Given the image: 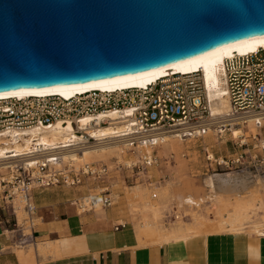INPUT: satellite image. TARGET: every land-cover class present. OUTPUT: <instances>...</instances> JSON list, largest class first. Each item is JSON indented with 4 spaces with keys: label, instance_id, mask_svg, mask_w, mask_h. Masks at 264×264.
<instances>
[{
    "label": "built area",
    "instance_id": "built-area-1",
    "mask_svg": "<svg viewBox=\"0 0 264 264\" xmlns=\"http://www.w3.org/2000/svg\"><path fill=\"white\" fill-rule=\"evenodd\" d=\"M221 85L228 101V109L223 113L210 110L199 71L169 73L143 86H128L113 90L89 89L65 97L59 94L25 95L0 97V137L10 132H21L35 125H49L55 120L65 123L68 120L81 138L73 143V148L94 143L79 118L92 114L90 123L108 124L115 121L122 125L118 132L123 145L133 151L138 146L152 147L149 154H138V159L130 166L144 167L155 161L153 149L162 133L169 132L182 137L202 136L207 132L220 136L251 120L260 129L254 136L243 140L239 133L231 137L233 152L227 155L209 157L204 148V159L214 169H249L262 173L264 165V47L254 51L224 57L221 65ZM107 111L115 112L111 116ZM97 115V116H96ZM263 132V133H262ZM257 136V137H256ZM261 139L262 144L259 143ZM16 141L19 137L15 138ZM34 140V139H33ZM2 142H0L1 144ZM34 144L16 155L0 154V166L6 168L0 177V199L5 211L10 215L11 228L5 229L15 239L17 245L31 234L24 233L26 225H35L36 207L31 198L34 187L53 184L67 186L81 181L83 175H102L106 171L104 163L99 168L90 164L73 170L60 162L61 150ZM17 196L22 202L24 218L18 222L11 202ZM99 203L109 206L110 195L104 188L97 194L88 196V204ZM124 221L113 228L123 226Z\"/></svg>",
    "mask_w": 264,
    "mask_h": 264
},
{
    "label": "water",
    "instance_id": "water-1",
    "mask_svg": "<svg viewBox=\"0 0 264 264\" xmlns=\"http://www.w3.org/2000/svg\"><path fill=\"white\" fill-rule=\"evenodd\" d=\"M264 34V0H0V91L135 73Z\"/></svg>",
    "mask_w": 264,
    "mask_h": 264
},
{
    "label": "bare ground",
    "instance_id": "bare-ground-1",
    "mask_svg": "<svg viewBox=\"0 0 264 264\" xmlns=\"http://www.w3.org/2000/svg\"><path fill=\"white\" fill-rule=\"evenodd\" d=\"M260 46L264 47V34L228 42L198 55L144 71L80 83L11 89L0 91V97L48 94H59L68 97L89 89L113 90L128 86H143L157 78L165 77L169 73L199 71L205 95L209 101L210 110L214 113H223L228 109V101L226 96L223 95V87L221 85V65L223 58L232 56L233 54L254 51ZM107 113L111 116L115 114L113 111H107ZM91 115L83 114L79 118V124L85 128L90 136L94 137V143L90 145H84L78 150L73 148V143L77 142L81 136L73 131L72 125L68 120L65 123L60 120H55L47 126L35 125L25 128L21 134L14 131L13 133L10 132L8 136L3 135L0 137V142H2L0 144V154L2 155L3 152L10 151L3 155H16L22 153L25 149L31 148L34 144L44 147L59 146L61 157L60 162L56 163L55 166H61L65 163L71 166L73 170H78L79 167H83L86 163L90 164L92 169L99 168V162H106L108 164L122 162V164L130 165L138 159V154H143L144 152L147 154L150 153L152 147L149 146H137L133 151L127 150L120 136H118L122 134V132H118L122 129L121 124L113 121V123L109 122L108 124L92 125L90 119L93 116ZM239 133L243 135V140H246L249 139L246 136L255 137V133H260V129L251 120H247L244 124L230 127L228 134L231 137H235ZM224 134L221 132L218 137L207 132L203 136L212 135L213 141L221 146L224 139L219 138L224 136ZM16 137H19L18 141L15 140ZM186 138L188 137L178 136L169 132L162 133L154 147H157V157L164 158L172 151L176 153L181 141ZM259 143L262 144L261 139H259ZM208 155L209 157H214L211 152ZM152 164L153 162L147 165V174L156 171L157 166H153ZM243 169H240L242 171L238 172L235 176L218 171L205 174L201 177V183L204 187L203 190L205 189V193L199 196L191 193L183 195L177 189H173L172 186L174 183L169 182L163 185L160 184L159 186L155 184L149 190L140 185L129 187V189L124 191V194L129 201V220L133 225L135 236L137 237L136 240L138 239L142 244L161 243L169 240H185L199 233L217 234L220 232L230 234L245 232L249 235L264 236V210L259 213L260 217L257 218L259 220H255L258 211L263 209L261 205H256L252 200L241 203L238 199L230 197V193L235 190L237 191L239 188L247 190L248 193H254V191H256L255 193L263 192L264 176L261 175L264 174V165L262 173L257 169L253 171ZM144 171L141 174L145 178L147 174ZM5 172V166L1 165L0 177L5 178V175H1V173L3 174ZM97 189L102 190L104 188L98 185ZM97 193H88L86 196L80 197L77 200V213L90 209L92 211L101 210L103 207L99 203L95 202L91 206L88 204V196ZM12 198L11 202L16 219L18 222H22L25 215L22 202L17 196H13ZM175 199H177L180 205L175 202ZM172 202L175 203V210H172L174 213V221L172 223H164V212L169 211V208L171 209ZM110 203L112 204L111 196ZM206 203H213L219 207L215 218L208 221L202 217L199 218L200 214L197 217L194 211V209H199L202 204L204 205ZM184 208L186 210L188 209L187 211L189 212L187 213L186 220L181 215V210ZM34 221L35 223H39L40 218L35 217ZM119 222H122V220ZM24 229L27 232L31 230L27 226ZM55 247L57 248L56 240H50L43 242V244L38 242L31 250L37 251L38 254H44L46 251L49 252ZM27 249L29 251V247Z\"/></svg>",
    "mask_w": 264,
    "mask_h": 264
},
{
    "label": "crops",
    "instance_id": "crops-1",
    "mask_svg": "<svg viewBox=\"0 0 264 264\" xmlns=\"http://www.w3.org/2000/svg\"><path fill=\"white\" fill-rule=\"evenodd\" d=\"M58 185L32 188L40 222L19 245L5 230L11 228L10 215L0 199V264H264V236L199 233L185 240L142 244L131 224L113 228L119 217L110 206L77 213V200L88 193L79 195L78 187ZM34 190L43 196L36 200ZM188 191L204 194L190 184ZM50 240H56L57 248L44 254L31 250Z\"/></svg>",
    "mask_w": 264,
    "mask_h": 264
},
{
    "label": "rangeland",
    "instance_id": "rangeland-1",
    "mask_svg": "<svg viewBox=\"0 0 264 264\" xmlns=\"http://www.w3.org/2000/svg\"><path fill=\"white\" fill-rule=\"evenodd\" d=\"M219 139H224V142L221 143V146L220 144L213 141L212 135H202L186 138L181 141V144L176 150V153H174V151L169 152L164 158L157 157L156 147L153 149L155 161L152 165L157 166V168L155 172H150L149 174L146 173L147 165H145L144 167H142L141 165H139L138 167H134L122 164V162H119L117 164H108L106 162H102L106 167L105 173L96 176L93 174L83 175L79 183L71 186L80 188L81 193L79 195L85 193L92 194L100 191L97 189L98 185L105 188L108 193H110L109 195L112 197V204H110L109 206L117 213V216L119 217H117V221L123 220L124 222L132 225L131 221L129 220V201L124 194V191L129 189V187L140 185L149 190L155 184L159 186L160 184L163 185L169 182L174 183L172 186L173 189H177L183 195H185L186 193H190L188 191V184H190V186L192 185L194 192L195 190H202L204 188L201 183V177H203L205 174H210L213 173V171H218L227 173L230 176H235L238 172L244 170L228 169L227 171H224L219 168L214 169V164L212 162L210 166L208 165L207 161L204 159L205 147L207 148L206 150L208 153L211 152L214 157L218 156L219 160H221L220 155H227L233 152V147L231 145V135L225 133L224 136H221ZM98 164H100V162ZM248 170L249 169H247V171ZM142 171L147 174L145 178L141 174ZM261 176H264V174H262ZM58 186L69 187L63 184H59ZM255 192L256 191H254V193H248L247 190L239 188L237 191L235 190L234 192H231L230 197L238 199L241 203L252 200L256 205H261L263 209L260 208L261 210L258 211L255 218V220L258 221L259 219L257 218L260 217L259 213L264 210V191L261 193ZM43 194L44 192L42 191L34 190V197L36 198V200L43 196ZM175 202L179 204L177 199H175ZM171 206L172 207L171 209L169 208V211L164 212L166 216L163 217L164 223H172L174 221V213L172 212V210H175V203L172 202ZM101 210L103 211L104 209L102 208ZM101 210H97L94 212L97 213ZM185 210L186 208L181 210V215L186 220L188 216L187 213L189 212L187 211L188 209L186 211ZM218 210L219 207H217V205L213 203H206L204 205L202 204L199 209H194L195 215L197 217L200 214L199 218L202 217L207 221L215 218ZM86 211H91V209ZM25 226L26 225H24L22 228L24 233L27 232L24 229Z\"/></svg>",
    "mask_w": 264,
    "mask_h": 264
}]
</instances>
